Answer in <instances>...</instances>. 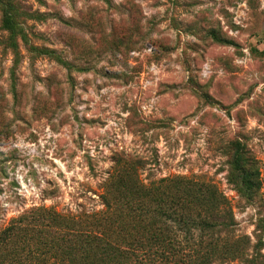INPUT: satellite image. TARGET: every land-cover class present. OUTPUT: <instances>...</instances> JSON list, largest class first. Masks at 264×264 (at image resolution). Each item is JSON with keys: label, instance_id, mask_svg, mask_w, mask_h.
I'll return each mask as SVG.
<instances>
[{"label": "rangeland", "instance_id": "obj_1", "mask_svg": "<svg viewBox=\"0 0 264 264\" xmlns=\"http://www.w3.org/2000/svg\"><path fill=\"white\" fill-rule=\"evenodd\" d=\"M13 2L16 51L0 5V231L36 208L100 210L125 157L146 184H217L256 255L264 189L250 200L228 176L237 141L264 165V0Z\"/></svg>", "mask_w": 264, "mask_h": 264}, {"label": "trees", "instance_id": "obj_2", "mask_svg": "<svg viewBox=\"0 0 264 264\" xmlns=\"http://www.w3.org/2000/svg\"><path fill=\"white\" fill-rule=\"evenodd\" d=\"M0 5L2 27L16 51L22 28L14 20L15 4L0 0ZM240 146L234 142L228 177L252 200L264 189V165L257 167ZM138 164L117 159L98 211L78 215L36 208L12 220L0 231V264H264L263 238L249 257V237L232 234L233 209L217 184L184 175L146 184L138 177Z\"/></svg>", "mask_w": 264, "mask_h": 264}]
</instances>
